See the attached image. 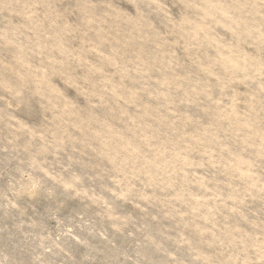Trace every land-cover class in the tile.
Returning a JSON list of instances; mask_svg holds the SVG:
<instances>
[{"label":"rangeland","instance_id":"obj_1","mask_svg":"<svg viewBox=\"0 0 264 264\" xmlns=\"http://www.w3.org/2000/svg\"><path fill=\"white\" fill-rule=\"evenodd\" d=\"M0 264H264V0H0Z\"/></svg>","mask_w":264,"mask_h":264}]
</instances>
